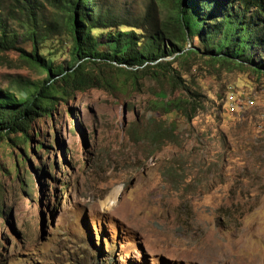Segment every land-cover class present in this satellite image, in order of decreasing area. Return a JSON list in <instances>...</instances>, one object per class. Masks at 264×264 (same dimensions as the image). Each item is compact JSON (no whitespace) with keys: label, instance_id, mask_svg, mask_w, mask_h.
<instances>
[{"label":"rangeland","instance_id":"1","mask_svg":"<svg viewBox=\"0 0 264 264\" xmlns=\"http://www.w3.org/2000/svg\"><path fill=\"white\" fill-rule=\"evenodd\" d=\"M146 1L96 3L131 17ZM69 46L50 35L38 53L66 65ZM173 67L178 87L145 77L77 91L33 121L26 144L0 141V264H264V75L197 56ZM43 77L0 51V88ZM159 91L197 93L191 120L156 109ZM158 119L173 139L146 138Z\"/></svg>","mask_w":264,"mask_h":264},{"label":"trees","instance_id":"2","mask_svg":"<svg viewBox=\"0 0 264 264\" xmlns=\"http://www.w3.org/2000/svg\"><path fill=\"white\" fill-rule=\"evenodd\" d=\"M6 4L0 3V51H17L20 61L44 77L17 79L0 88V141L14 134L13 140L26 144L33 121L50 117L60 101L77 91L134 87L145 77L178 87L183 81L173 63L191 56L264 75V0H147L141 15L131 17L96 0ZM62 33L70 37L66 65L38 53L44 39ZM18 36L30 41L29 50L16 44ZM193 94L196 98L183 101L165 99L159 91L154 104L166 114L181 110L191 120L199 107V95ZM152 124L148 140L174 138L172 122Z\"/></svg>","mask_w":264,"mask_h":264},{"label":"bare ground","instance_id":"3","mask_svg":"<svg viewBox=\"0 0 264 264\" xmlns=\"http://www.w3.org/2000/svg\"><path fill=\"white\" fill-rule=\"evenodd\" d=\"M120 192V188L119 187H116L114 190H113V194L115 193L116 195H118ZM114 194V195H115ZM107 198V197H106ZM103 202V206H106V207H109L111 205L114 204V200L112 199V196H109L106 200L102 201ZM211 245V244H210Z\"/></svg>","mask_w":264,"mask_h":264},{"label":"built area","instance_id":"4","mask_svg":"<svg viewBox=\"0 0 264 264\" xmlns=\"http://www.w3.org/2000/svg\"><path fill=\"white\" fill-rule=\"evenodd\" d=\"M238 107H242V105H235V102L232 103V109L236 108L235 110H238Z\"/></svg>","mask_w":264,"mask_h":264}]
</instances>
